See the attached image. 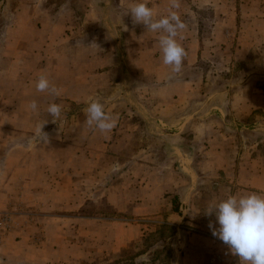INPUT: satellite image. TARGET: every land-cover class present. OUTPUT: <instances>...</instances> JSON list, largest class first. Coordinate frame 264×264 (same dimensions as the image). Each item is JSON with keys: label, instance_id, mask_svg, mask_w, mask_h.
Segmentation results:
<instances>
[{"label": "rangeland", "instance_id": "374dc122", "mask_svg": "<svg viewBox=\"0 0 264 264\" xmlns=\"http://www.w3.org/2000/svg\"><path fill=\"white\" fill-rule=\"evenodd\" d=\"M189 1L188 6L195 10V21L202 24L201 37L218 44L223 42V30L229 32L228 41L218 46L210 45L213 51H209V55L199 62L200 73L205 77L199 91L204 93L217 87H251L257 90L259 103H263L264 0ZM49 3L73 6L75 2L49 0ZM9 11L13 16L6 15ZM17 17L19 19L15 23L22 32L28 28L25 25L29 22V0H0V54L2 50L3 53L10 50L19 58L27 56L28 51L21 47L18 40L13 42L9 35L4 37L5 29L2 28ZM19 33L14 34L16 39H19ZM101 65L105 66V63L101 62L98 70H105ZM47 67L52 70L47 78L59 90L58 96L38 92L36 78L0 75V166L8 167L0 174V181L10 179V174H7L9 167L17 170L12 177L18 184L26 180L22 170L39 168L41 175L35 184L43 190L29 192V189L19 188L16 191L5 189L2 185L3 195L13 199L9 201L11 203L0 204V264H234V261L226 260L224 255L228 254L223 251L218 253L220 249L216 245L221 240L212 235L209 222H191L187 217L188 208L183 201L186 197L181 196L180 200H173L172 203L170 189L175 188V184H180V188L188 186L191 178L175 169L176 163H171L173 167L167 164L163 144L166 142L161 140L165 135L158 131L147 134V129L140 127L142 121L139 118H122L127 106H130L127 97L124 99L125 94L117 88L113 94H109L110 89L106 88L107 80L116 81L118 75L113 73L108 77L102 75L91 79L92 87L97 88L95 95L89 93L90 79L81 83L84 100L77 103L72 89L76 81L73 75L79 64L61 61L57 57L48 62ZM27 68L29 70V66ZM90 68L88 65L86 69ZM33 100L37 103L36 111L28 107ZM93 100L103 104L104 110L114 106L111 111H105L116 120V126L110 132L93 135V129L85 123L84 109ZM51 103L61 106V115L55 122L47 112ZM33 115L38 117L35 122ZM242 115L245 116L242 118L244 122L246 115ZM258 121L257 130L243 129L240 132L242 150L244 145H248L246 140L251 138L257 139L258 150L264 152V108L258 109ZM42 125L48 142L40 139ZM188 132H185V137ZM185 140L186 144H191L187 138ZM35 143L39 148L33 147ZM207 149H210V144L197 143L187 151L196 152L198 157L195 161L202 165L205 158L200 154ZM35 151H40L42 155L37 157L36 153H32ZM9 153L14 156L7 158ZM159 163L170 167L162 168L160 174L152 168ZM193 178L197 180L195 186L199 191L194 198L199 204L209 198L233 195L232 190L222 184L219 196V187L213 182L224 180L216 174L202 173ZM161 189L167 193L163 198L158 197ZM18 194L29 200V204L38 200L43 205L33 207L23 203L19 206ZM143 204L146 206L141 209ZM77 208L85 214L96 213L97 220L92 224L76 221L73 216L78 213ZM99 216L123 219L125 228L126 223L134 225L135 221L147 220L139 223L143 236L121 244V241L113 239L115 224L102 222ZM23 225L28 233L25 243L29 248L26 249L15 246L21 240L20 232L24 229L17 228ZM188 230H191L190 234ZM90 231L94 233V238L86 235ZM192 233L205 235L210 242L209 248L189 245ZM20 250L27 252L22 256Z\"/></svg>", "mask_w": 264, "mask_h": 264}, {"label": "crops", "instance_id": "0c3cea01", "mask_svg": "<svg viewBox=\"0 0 264 264\" xmlns=\"http://www.w3.org/2000/svg\"><path fill=\"white\" fill-rule=\"evenodd\" d=\"M74 2V5L70 6L67 3H49V0H29V22L25 25L28 28L21 32L18 23H15L19 17L15 21L3 25L4 37L9 35L13 42L18 40L22 44L21 47L28 51V55L18 58V56L12 55L10 50L4 51V53L2 50L0 75L12 78L39 79L41 75L49 76L52 70L47 67V63L52 62L54 58L58 57L61 61L69 63L74 62L76 65L79 64V69L73 75L76 81L72 91L76 97L74 101L79 103L84 100L82 98L83 91H80V88H83L81 83L90 79L88 82L89 93L95 95L94 91L97 88L92 87L91 79L102 75L108 77L116 73L119 78L116 81L110 80L108 82L107 80L106 88L110 89L109 94H113L117 88L120 93L125 94L124 99L127 97L130 106H127L122 118L127 117V120L133 117L139 118V121H142L140 127L146 128L147 134H156L158 131L165 135L161 140L169 143V145L163 143L165 144L164 157L167 159V164L176 163L175 169H179L182 173H187L190 176L191 180L187 183L188 186L180 188V184H175V188L170 189L172 195L169 198H172L173 203V200H180L181 196L186 197L183 201L187 204V217L191 222L205 224L207 221H212L213 224H216L215 216H207L205 210L210 205L225 199L220 197L214 199L215 197H213L199 204L198 199L194 198V195L199 191L197 192L198 189L195 186L197 180L193 178V176L197 177L198 174H216L224 180L213 182L215 186L219 187L217 190L219 196L222 184L223 187L232 190L233 195L236 196L250 193L264 196V152L258 150L257 139L251 138L246 140L248 145H244L245 149L242 150L240 134L243 129L257 130L259 124L258 109L264 108V101L259 103L257 90L251 87L245 89L235 86L217 87L208 89L204 93L198 89L202 87L205 80L204 74L200 73L199 62L203 57L209 55V51H213L210 49V45L218 46L219 43H226L229 32L223 30V42L218 44L211 43L210 39H204L200 35L202 24L195 21L193 15L195 10L188 6L190 1L180 0L179 9H173V11L178 13L181 21L186 25V28L180 33L183 39L177 37V40L187 55L183 60L182 71L177 74L173 73L171 68L162 62V54L158 44L159 34L148 31L143 24L134 23L129 13L133 3L144 2L153 9L154 19H159L167 15L170 0H74ZM6 15L13 16V13L9 11ZM217 28L219 31L220 27L217 26ZM15 33H19V39L15 38ZM0 48H2L1 44ZM101 62L105 63V66L101 65V67H105V70L102 71L98 70ZM88 65L91 66L90 69H86ZM198 80L200 81L198 82ZM197 91L198 94H196ZM31 92L35 91L32 90ZM263 99L264 97H262ZM113 108L114 106L108 107L105 111H111ZM242 113L246 115L244 122L242 118L245 116ZM37 119L38 117L33 115V122ZM186 131L188 132L187 137H185ZM229 131L232 133H228ZM95 134L99 135V131L93 130V135ZM185 138L191 144H186ZM197 143L210 144V149L200 154L201 157L205 158L203 163L200 162L202 165L195 161L198 157L196 152L187 151ZM208 146L207 148H209ZM33 147L39 148V145L35 143ZM32 153L34 155L36 153L37 157L42 155L40 151ZM145 154L149 156L148 153ZM30 155L29 153V158ZM13 156L10 153L6 155L7 158ZM171 165V167L174 166V164ZM164 167H170V165H160L159 163L152 166L159 172ZM7 169V166H3V168L0 166V174ZM16 171V169L9 167L7 174H10V179L8 181L6 179L5 182L0 181L1 205L11 203L9 201L13 199L8 195H3L2 185L5 186V189L16 191L19 188L25 191L29 189V192L37 191V189L40 192L43 191L41 186L35 184V180L41 175L39 168L22 170L25 172L22 175L26 179L23 184H18L12 177L15 176ZM160 174L162 173L160 172ZM155 191L156 188L153 192ZM159 191V198H163L164 194H167L166 192L163 193L162 189ZM20 195L18 194V196ZM6 196L7 199H5ZM18 196L19 206H22L23 203L33 207L43 205L38 200H32L29 204V200L23 199V195ZM140 206L141 209H144L146 205ZM77 209L79 210L78 213L73 216L76 221L92 224L97 220L96 213L85 214L82 213L81 209ZM153 209L155 210V206ZM99 217L102 222L115 224L113 225V229H115L113 230V239L121 241V244L125 240L143 236L139 223L147 221H135L134 225L126 223L127 227L125 228L123 219ZM15 221L18 223L20 220ZM216 225L219 227L218 224ZM20 228H24L20 232L22 234L21 240L15 246L29 248L26 245L28 243H25V238L28 235L25 232L26 227L23 225L17 229ZM210 230L208 229V231ZM187 233L190 234L191 230H188ZM86 235H89L90 238L95 237L92 231ZM204 236L203 234L192 233L189 236L190 244H188L193 245L194 248L200 245L202 249H208L210 242ZM220 242L222 241L216 245L220 249L217 250L218 253L223 251L229 255H224L227 261L240 264L239 258L232 255L228 247ZM26 252L20 250L22 256Z\"/></svg>", "mask_w": 264, "mask_h": 264}, {"label": "clouds", "instance_id": "9594fccd", "mask_svg": "<svg viewBox=\"0 0 264 264\" xmlns=\"http://www.w3.org/2000/svg\"><path fill=\"white\" fill-rule=\"evenodd\" d=\"M179 7L180 0H170L167 15L159 19H154L153 9L144 2L133 3L129 9L134 23L143 24L148 31L159 34L158 44L162 62L177 74L182 71L183 60L187 55L177 40V37L183 39L180 33L186 28L178 13L173 11ZM36 90L59 95V90L51 85L44 75L39 77ZM28 107L36 111V101H31ZM47 112L55 122L61 115V106L51 103L47 107ZM84 113L85 123L90 129L107 133L116 126L115 118L106 113L103 104L98 101H91L84 109ZM42 126L39 129L40 139L48 142L47 134L42 132ZM205 214L215 216V223L219 227H214L213 222H209L212 235L221 240L232 255L239 258L240 264H264V196L256 193L229 195L210 205Z\"/></svg>", "mask_w": 264, "mask_h": 264}]
</instances>
